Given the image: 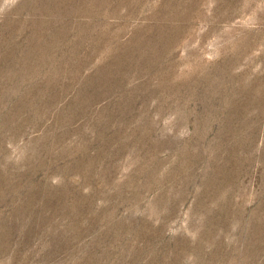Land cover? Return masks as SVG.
I'll list each match as a JSON object with an SVG mask.
<instances>
[{"label": "rangeland", "instance_id": "obj_1", "mask_svg": "<svg viewBox=\"0 0 264 264\" xmlns=\"http://www.w3.org/2000/svg\"><path fill=\"white\" fill-rule=\"evenodd\" d=\"M0 264H264V0H0Z\"/></svg>", "mask_w": 264, "mask_h": 264}]
</instances>
